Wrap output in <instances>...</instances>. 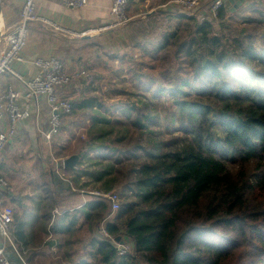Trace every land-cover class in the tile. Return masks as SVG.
Returning <instances> with one entry per match:
<instances>
[{
  "label": "trees",
  "instance_id": "16d2710c",
  "mask_svg": "<svg viewBox=\"0 0 264 264\" xmlns=\"http://www.w3.org/2000/svg\"><path fill=\"white\" fill-rule=\"evenodd\" d=\"M226 12L237 19L238 11L223 7L220 21ZM213 26L196 22L194 41L216 48L218 56L197 57L193 42L183 44L177 71L164 72L161 83L149 76L143 81L131 69L145 102L116 105L115 113L100 103L93 108L90 97L72 101L75 112L90 111L89 147L103 150L94 158L109 161L92 174L73 171L74 182L90 175L103 184L100 193L116 189L121 199L114 222L105 225L110 237L100 232L104 240L93 239L89 257L76 264H91L90 258L104 264H264V37L258 49L245 47L244 37L227 42ZM89 81L83 90L93 79L81 81ZM155 99L171 104L164 109L166 130ZM91 196L84 208L89 229L111 216L110 202ZM76 223L74 217L58 233ZM118 236L131 242L133 254L117 255L111 239Z\"/></svg>",
  "mask_w": 264,
  "mask_h": 264
},
{
  "label": "crops",
  "instance_id": "0c3cea01",
  "mask_svg": "<svg viewBox=\"0 0 264 264\" xmlns=\"http://www.w3.org/2000/svg\"><path fill=\"white\" fill-rule=\"evenodd\" d=\"M23 1L1 0L0 18L3 24L2 32H0L1 38L17 21ZM87 1L88 4L83 8L69 9L60 0H36V10L37 14L78 33L87 27L113 22L114 18L110 14L113 0ZM148 1L150 0H131L130 23L134 22L142 10V5ZM167 1L169 0H164L163 3ZM160 6L157 5L155 9L162 7ZM174 14L185 16L181 12ZM149 16H151L150 13ZM129 24L126 25L127 27L87 37L65 36L53 32L40 23L34 24L30 29L28 44L24 50L25 63L16 64L15 68L21 74L33 77L37 74V69L33 65L34 59L42 56H56L64 62L66 73L78 78L68 87L58 90L61 99L69 100L76 96L75 94L82 87L83 79L93 77L94 74L91 73L95 70V66L101 62L102 52H106L108 45L115 44L120 35L128 30L131 31L133 26ZM10 84L16 88L20 87L10 77L0 78V97L5 94ZM68 88L70 94L65 92ZM17 103L22 107L25 104L24 98H19ZM45 105L44 97L39 99V103L33 104L30 117L19 124L16 139L0 152V175L8 181V187L4 193V203L16 219V225L14 221L11 228L13 244L0 235V248L4 249L12 264H22L21 258L26 264H29L28 258L33 254L34 260L38 261L36 255H38L37 250L40 247L35 245V240L39 238L40 234L42 235V247L48 242L53 243L51 248L56 246L58 239H55V235L56 237L62 235L58 231L68 229V225L72 224L74 217L77 219V223L71 227V230L79 224L80 217L83 216L84 220L85 205L91 202V195H96L87 193L83 189L76 190L70 180L73 176H67L65 184L58 177V174L64 177L66 173L59 169L58 161L63 159L54 155L56 152L53 147L58 145L53 142L54 140H59V142L65 140L67 137H63L64 133L70 136L69 126H66L65 122L67 119L77 116L79 112L73 110L71 114L63 116L62 128L50 140H47L45 134L50 131V125ZM68 142H70L69 138ZM68 142L64 141L60 147L64 149ZM74 173L72 174L74 175ZM22 175L29 176L27 180H21ZM15 209H19L17 216L14 215ZM41 224L45 225V229H41ZM102 228L105 227L101 226L100 229ZM14 247L19 255L14 252Z\"/></svg>",
  "mask_w": 264,
  "mask_h": 264
},
{
  "label": "rangeland",
  "instance_id": "374dc122",
  "mask_svg": "<svg viewBox=\"0 0 264 264\" xmlns=\"http://www.w3.org/2000/svg\"><path fill=\"white\" fill-rule=\"evenodd\" d=\"M163 1L150 0L142 5L143 7L138 17L134 22L132 21L130 23L133 26L131 31L124 32L120 35L121 39L119 36L115 44L108 45L106 52H102L101 62L95 66V70L91 73L95 75V77L94 75H92L93 77L91 76L93 79L92 88L89 91L83 90L87 87V84H90V81L87 82L86 85L79 88L78 93L75 94L76 96L68 101H77L78 98L86 96L92 98L94 101L93 108H96L95 104L100 103L104 108H110L111 112L117 113L120 105L124 103H137L139 100L146 101L144 91L136 88L137 79L131 69H135L142 76L143 81L150 79L147 77L149 76L154 78L156 82L161 83L164 72L169 71L175 73L177 71L179 67V63H177L178 51L183 44L193 42V46L197 50V57L201 55L218 56L219 51L216 48L208 50L207 48L198 46L196 41H194L196 39L194 35L195 19L188 17L179 18L174 13L165 14V11L161 8L155 9L157 5L163 6L166 3H163ZM263 3L264 0H246L245 4L237 10L238 16L235 20L230 17V12H226L224 20L214 24V33L219 37L226 38L227 42L229 38L236 40L244 37L246 42L245 47L253 45L258 49L260 41L264 37V14L260 12L261 9L264 12ZM149 13L151 16L148 17ZM165 41L169 42L163 47L162 44ZM115 56L118 57L114 58ZM225 60L229 62L231 56H228ZM74 78L73 82L78 79L77 77ZM78 81L80 82L81 80ZM68 90L69 88L65 92L70 94ZM147 95L151 97L150 94ZM153 102H158L156 110L162 126L161 129L166 130V121L163 119L165 118L164 109L165 107L170 108L171 104L164 102L165 106H163V103L156 99ZM116 105L119 107L117 108ZM89 115L90 111H80L77 116L67 119L65 123L66 126H69L68 133H70V136L64 133L63 137L67 138L62 140V142L54 140L53 143L58 146L52 147L56 152L54 155L63 159L62 161H58V164L59 169L61 171L64 170L66 173L64 178L67 179V176H73L70 180H72L76 190L81 191L79 189H83L87 193L94 194L95 192H99L98 188H102L103 184H98L94 177L87 175L77 179L79 183L76 185L74 181L77 175H73L71 171L62 168V162L70 155H80V161L77 166V171L79 172L82 170L92 174L94 170H100L109 163V161L94 158L97 156L96 154H102L103 150L94 151V149L89 147L88 131L91 124ZM68 138L70 142H68ZM109 138L113 139L114 135H110ZM64 141H67L68 145H65V148L62 149L60 144L64 143ZM97 145L99 144H96L94 148H98L96 147ZM85 154L89 156H85ZM28 176L22 175L21 180H27ZM111 192L119 194L116 189ZM18 210L15 209V216L18 215ZM82 218L83 216L80 217L79 224L71 232L63 233L57 237L55 235V239H58L56 241L57 245H59L58 247L48 248V243L42 247V235L40 234L39 238L35 240V245L40 247L37 250L38 255H36L38 261L35 260L33 264H76L88 258V252H90L88 247L92 240L98 238L103 241L104 239H102L100 234V226L89 229L90 227L84 223ZM14 221L16 225V219ZM106 222L113 223L114 220L110 218L109 221H104L103 225L101 224L102 227H105ZM12 233L14 234V232ZM114 239L111 240L116 248L124 245L129 249V253L133 254L131 242L119 236ZM89 262L91 264H104V262H97L92 258H90ZM140 264L145 263L141 261Z\"/></svg>",
  "mask_w": 264,
  "mask_h": 264
},
{
  "label": "built area",
  "instance_id": "2783aa9c",
  "mask_svg": "<svg viewBox=\"0 0 264 264\" xmlns=\"http://www.w3.org/2000/svg\"><path fill=\"white\" fill-rule=\"evenodd\" d=\"M60 1L69 9H80L88 4L87 0ZM130 3L131 0H113L110 7V14L114 18L113 22L96 27H87L78 33L37 14L36 0L23 1L17 21L1 38L3 39L1 44H3L0 46V78L10 77L20 87L16 88L10 84L5 94L0 97V152L16 139L19 124L30 117L33 104L39 103L41 97L46 99L45 107L48 110L47 118L50 131L45 134L47 140L59 132L62 127L63 116L69 115L73 111V103L61 99L58 95V90L68 87L75 79L66 73L65 64L62 60L56 56L37 57L33 61L37 74L33 77L23 75L15 68L16 64L25 63L24 50L28 44L31 27L40 23L53 32L65 36L87 37L128 25L131 21L129 16ZM223 7H225L223 0H169L161 8L167 12H181L186 17L195 19L198 24H216L220 21L219 11ZM19 98H24L25 104L22 107L17 103ZM58 177L63 183L67 181L59 174ZM7 187L8 181L0 175V235L13 244L11 228L14 216L4 203V193ZM94 194L102 196L110 202L111 216L109 219H113L114 214L120 208L119 195L115 192L107 194L95 192ZM101 234L110 237L105 228L101 229ZM14 252L19 255L15 247ZM129 252V249L124 245L117 248L119 257L129 254ZM21 261L22 264H26L22 258ZM0 263L12 264L2 248H0Z\"/></svg>",
  "mask_w": 264,
  "mask_h": 264
},
{
  "label": "water",
  "instance_id": "95a60500",
  "mask_svg": "<svg viewBox=\"0 0 264 264\" xmlns=\"http://www.w3.org/2000/svg\"><path fill=\"white\" fill-rule=\"evenodd\" d=\"M246 0H223L224 5L231 12L237 11L245 4ZM2 12V3L0 0V16ZM0 46H1V37H0ZM80 161V155H72L63 161V166L67 170L75 171L77 169L78 163Z\"/></svg>",
  "mask_w": 264,
  "mask_h": 264
},
{
  "label": "bare ground",
  "instance_id": "6f19581e",
  "mask_svg": "<svg viewBox=\"0 0 264 264\" xmlns=\"http://www.w3.org/2000/svg\"><path fill=\"white\" fill-rule=\"evenodd\" d=\"M2 23H1V18H0V32H2ZM1 34V33H0Z\"/></svg>",
  "mask_w": 264,
  "mask_h": 264
}]
</instances>
